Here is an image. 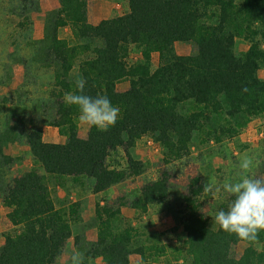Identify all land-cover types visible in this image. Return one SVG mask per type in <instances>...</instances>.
Segmentation results:
<instances>
[{"label":"trees","instance_id":"obj_1","mask_svg":"<svg viewBox=\"0 0 264 264\" xmlns=\"http://www.w3.org/2000/svg\"><path fill=\"white\" fill-rule=\"evenodd\" d=\"M58 4L45 16L42 37L27 44L32 54L20 58L28 71L51 72L45 96L34 106L51 113L49 125L65 142H46L34 119L27 129L25 116L3 97L9 110L0 112V197L14 230L3 235L0 264H56L71 239L84 253V264L88 258L131 264L133 255L144 261L165 255L164 245L138 243L131 223L120 227V208L96 202L88 226L80 203L58 208L50 179L88 182L97 195L145 173L144 163L132 155L145 137L159 145L164 162L171 164L189 156L205 132L207 142L221 143L226 134L239 133L235 125L264 118V0H128L129 12L96 25L89 21L88 0ZM38 8L37 0H20L13 8L22 16L18 26L23 32L31 29L30 14ZM65 30L71 39L61 37ZM240 39L249 47L238 54ZM179 43H193L197 52L178 55ZM11 45L16 48L12 54L23 50L14 40ZM133 50L140 57L129 62ZM154 54L159 57L156 68ZM79 78L86 81L84 94L107 96L119 107L120 117L108 131L88 126L86 137L80 136L78 109L64 101ZM11 81L12 71H6L0 87ZM123 81L129 87L120 91ZM219 118L226 125L218 127ZM15 142L28 147L36 166L11 177L9 169L19 158L6 149ZM203 186L200 177L193 178L182 199L178 225L184 239L175 249L177 259L183 264H264V231L250 244L221 230L204 211L213 197ZM171 196L170 176L163 172L141 187L131 206L146 214L151 207L167 206ZM220 199L215 213L230 203L229 197ZM92 227L97 239L83 245L85 230ZM240 245L244 248L238 252Z\"/></svg>","mask_w":264,"mask_h":264},{"label":"rangeland","instance_id":"obj_2","mask_svg":"<svg viewBox=\"0 0 264 264\" xmlns=\"http://www.w3.org/2000/svg\"><path fill=\"white\" fill-rule=\"evenodd\" d=\"M37 2L39 8L30 14L33 24L29 32L26 33L18 26L22 21L19 10L13 11V8L20 4V0H0V77L4 76L6 71H12L10 84L0 87V112L7 113L10 107L17 108L18 112L26 118L27 129L30 127V121L34 119L37 126L42 127L46 142L63 144L65 138L59 134L56 127L49 125L48 115L51 113H48L43 107L34 106L38 97L44 98L47 85L52 81L51 72L38 71L34 68L28 71L20 58L29 57L32 54L27 44L42 37L46 14L59 5L58 0H37ZM88 4L89 21L95 25L104 19H111L129 12L128 0H88ZM61 37L72 38L69 30L63 31ZM12 40L21 44L23 50L12 54L16 51V48L11 45ZM248 47L249 44L240 39L236 43V52L241 54ZM175 49L178 55H192L197 52V47L193 43H179L176 44ZM139 57L140 53L137 54L136 50H133L129 62L136 61ZM158 63V54H154L152 57L153 67L156 68ZM261 77H264V74H261ZM128 87L127 81H123L118 86L120 91H124ZM16 91H20V94H17ZM3 97L9 99L6 104L11 105L9 108L3 102ZM215 124L219 127L226 125V122L219 118L215 120ZM79 126L80 136L85 138L88 125L80 123ZM235 127L239 133L233 136L226 134L221 143H217L213 138L207 142L205 132L195 141L189 156L171 164L164 162L159 145L145 137L137 143L132 151L134 158L145 165L146 171L141 176L130 178L97 195L92 192V186L88 182L83 181L82 184L74 181L58 183L56 180L50 179L52 197L58 208H68L80 203L81 217L86 226L88 223H93L96 202H100L101 206L120 208L123 217L120 227H124L127 222L131 223L137 230L136 241L138 243L141 245L158 243L167 247L165 255L148 258L146 261L138 255H133L131 264H183L182 259H177L178 255L175 253V249L181 245L184 239L183 229L178 225V216L180 210L183 209L182 199L189 192L188 187L192 179L200 177L204 184L211 182L214 185L238 179L240 171L238 165L245 155L253 162L250 174L264 177V118H251L246 125L242 124L241 127L235 125ZM6 153L14 158H19L9 169L8 173L11 177L18 176L36 166L24 143H10ZM121 156V164L125 165L124 156ZM163 172L170 176L172 196L169 204L151 207L146 214L134 210L131 202L141 187L151 180H157ZM220 198L226 199L228 196L222 194L219 198L213 197V201L206 204L204 211L209 217L214 218L217 204L221 201ZM13 230L14 227L7 219V211L2 206L0 197V244L3 242V235ZM96 239L97 228L86 229L83 245H88L89 242L93 243ZM243 248L240 245L237 251L241 252ZM76 251L79 250L75 246L74 239L69 240L56 264H69L70 253ZM86 264H104V262L101 259L88 258Z\"/></svg>","mask_w":264,"mask_h":264},{"label":"clouds","instance_id":"obj_3","mask_svg":"<svg viewBox=\"0 0 264 264\" xmlns=\"http://www.w3.org/2000/svg\"><path fill=\"white\" fill-rule=\"evenodd\" d=\"M86 81H75V90L66 92L64 101L78 109V121L106 132L115 126L120 117V109L104 95L92 97L84 94ZM243 92L248 88L244 87ZM252 159L245 155L238 167V179L220 185L206 182L203 192L219 198L226 194L230 198L227 210L221 209L214 215V221L221 230L238 239L255 244L260 232L264 231V177L250 174ZM84 254L80 251L70 253L69 264H83Z\"/></svg>","mask_w":264,"mask_h":264}]
</instances>
